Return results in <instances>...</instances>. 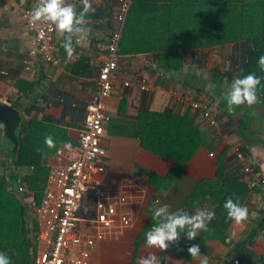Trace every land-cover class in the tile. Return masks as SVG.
I'll return each mask as SVG.
<instances>
[{"label": "crops", "instance_id": "obj_1", "mask_svg": "<svg viewBox=\"0 0 264 264\" xmlns=\"http://www.w3.org/2000/svg\"><path fill=\"white\" fill-rule=\"evenodd\" d=\"M36 2L0 0V98L3 99L0 104H11L21 112L22 121L16 129L19 144L20 139H23L33 147L41 148L43 163L49 174L52 166L66 165L71 159L72 150L79 145L86 106L94 92L99 69L107 58V45L116 24L119 0H92V10L86 16L89 33L87 41L76 47L71 59L61 47L63 37L56 31V62H46L40 54L34 57L29 54L34 36L20 14L21 8L29 6L33 9ZM191 3L192 0H166L154 8L159 7L161 13L168 9L176 14L181 13L182 9L186 10V5L192 6ZM81 8L82 5L77 2V11ZM191 19L189 14L182 22H177L169 15L165 22L153 19L146 22L144 19L140 25L176 27L190 24ZM236 43L228 42L223 48L184 49L185 66L181 70L159 61L160 55L168 54L170 57L169 54L174 50L120 52L118 69L113 78V94L104 101L105 109L112 119L102 139L108 156L100 160V163L109 166L105 172L97 174V179L118 200V210L132 214L134 220L129 227L109 231L106 238L93 248L90 264H138L140 257L149 251L155 252L163 264H200V259L204 258H207L208 264H220L222 257L235 258L232 244L225 242L223 236H231L237 242L255 229L261 217L260 211L264 209V189L261 196L253 191L247 193L245 186L239 185L241 192L248 194L244 195V199L239 196V202L249 209V219L240 225L230 221L225 234L221 229L215 230L209 225L211 230L204 232L207 237L201 243L204 249L200 248V259L187 257V247L180 243L178 247L170 246L166 252L145 247V233L155 223L152 219L155 208L167 204L170 211L184 209L192 214L194 206L195 209L205 208L209 204L210 188L212 194L214 186L217 189L212 197L213 206L224 200L228 192L235 191L230 185L226 186L217 180V172L222 167L219 161L221 155L233 157L236 146L245 142L264 173V121L260 122L263 126L261 129H257L256 125V120L264 119V105L259 99V103L252 107L241 106L229 113L226 102L221 99L217 103V98L222 97L232 81L228 77L219 81V77L208 70L220 64L221 72L232 71L237 74L241 58H235ZM82 59H85L87 67L84 73L75 74L76 64ZM142 77L148 79L151 90L140 88L139 79ZM125 82H130V85L125 86ZM187 93L211 96L212 107L228 125L223 134L214 135L209 126L201 125L200 129L210 139L207 138L195 149L188 162L178 166L173 158L144 148L138 132L146 119H152L149 118L151 112L158 117L168 107L180 114L186 113L188 109L194 111L183 105L178 98L180 94ZM22 123L27 127L26 130L21 127ZM196 123H199V119ZM236 128L242 132H236ZM246 134L250 139H246ZM48 135L56 142V148L49 149L45 145L44 140ZM64 144H71V149H64ZM12 149L13 142L6 137L4 124L0 122V172L8 171V174L12 172L18 175L9 184L24 186L26 190L22 192V197L25 205L30 207L32 201L42 200L45 189L39 199L35 198L26 182L29 168H16L13 164L19 146L15 156ZM27 196L31 198L29 202ZM26 211L29 212L28 209ZM96 214V199L89 195L84 200L81 212L80 229L83 233L97 228L88 221ZM31 224L34 222L31 221ZM247 247L264 257V233L249 241Z\"/></svg>", "mask_w": 264, "mask_h": 264}, {"label": "trees", "instance_id": "obj_2", "mask_svg": "<svg viewBox=\"0 0 264 264\" xmlns=\"http://www.w3.org/2000/svg\"><path fill=\"white\" fill-rule=\"evenodd\" d=\"M162 1L166 0L133 1L121 41L120 52L141 53L151 50H174L172 54H169L170 57H168V54H163L166 57L160 55L159 61L168 67L181 70L185 66L183 60L184 49L196 50L217 46L223 48L228 42L237 41L235 58H241L238 73L232 71L221 72L220 64L208 70L216 74L219 81L223 80L224 77H228L232 81L234 77L255 73L261 77L258 97L264 105V72L260 71L257 64L259 57L264 55V0H192V6L188 7L186 5V10L182 9L181 13L176 14L168 9L161 13L159 7L158 9L154 8ZM189 14L192 21L187 25L176 27L172 25H140L144 19L147 20L146 22L151 19L165 22L169 15L177 22H182ZM157 16H160V18ZM165 35H167V38L163 39L162 37ZM173 35L176 38L174 41L172 40ZM137 39L138 41H135ZM86 67L87 63H85V59H82L76 64L74 73L82 74ZM149 115L151 116L149 118L152 119H146L144 125L139 127L138 135L142 146L156 154L173 158L178 166L188 162L194 155L195 149L201 146L207 138L210 139L200 129L201 125L208 127L209 124L200 120L198 113L190 109L186 113L180 114V112H175V109L168 107L158 117L154 112ZM219 116L223 119L221 114ZM197 119H199L198 124L196 123ZM21 125L24 130L27 129L23 123ZM225 125L228 124L225 122ZM209 127L212 129V135L217 134L216 128ZM208 132L210 133L209 130ZM236 132L241 133L242 131L236 128ZM238 147L247 154H251L250 148L245 142L239 144ZM219 161L222 167L217 172V180L223 182L226 186L230 185L235 191L228 192L224 196V200L213 206L211 203L212 197L214 193H217V189L214 186L212 194L210 188L209 204L201 209H209L215 212V218L209 225L215 230L216 228L221 229L225 234L231 221L227 219V212L223 207L226 199L230 196L234 200L239 196L244 199V195L248 196L247 193L251 191L263 196L264 186L260 185L255 189L249 187V180L245 176L241 165L236 163L234 154L233 157L221 155ZM43 162L42 154L37 152L36 148L25 140L20 139L17 158L13 161V164L16 168H29L30 172L26 176V182L29 184V190L38 199L42 195L43 189H45L44 184L48 174ZM17 176L12 172L8 174V171L0 172V252L9 256L12 264H34V254L29 234L33 233L36 236V220L32 226H28L26 223V209L29 210V208L24 203L23 193H17L9 189V183L13 182V179ZM236 185L238 186L236 187ZM239 185L245 186L246 194L241 192ZM227 189L229 191V186ZM194 201L196 202L197 199L195 198ZM195 211L194 206L191 211L192 214ZM260 213L261 217H259L255 229L245 235L242 240L234 242L231 239L229 241L228 235L223 236L225 242L232 244V253L235 258L222 257L220 264H235V260L239 261L238 264H264V257L247 247L249 241L264 233V209ZM206 237L207 234L202 231L195 240L188 241L182 234L179 243L186 247L191 244H199L200 248L204 249L201 243ZM187 257L191 258L189 253Z\"/></svg>", "mask_w": 264, "mask_h": 264}, {"label": "built area", "instance_id": "obj_3", "mask_svg": "<svg viewBox=\"0 0 264 264\" xmlns=\"http://www.w3.org/2000/svg\"><path fill=\"white\" fill-rule=\"evenodd\" d=\"M132 3L133 0H119L116 24L107 45V58L99 69L94 92L86 106L77 149L72 150L66 165L51 167L42 200L39 203L32 201L37 227L32 242L34 264H90L93 248L106 238L109 231L129 227L133 223L132 214L119 211L118 200L97 179V174L107 170L105 164L100 163L108 156L102 139L112 119L104 101L113 94V78L118 69L120 45ZM31 11V7L21 8L26 27L34 36L29 54L33 57L40 54L46 62H56V30L50 25L33 27L29 22ZM129 85L130 82H125V86ZM139 86L142 90L152 89L146 77L139 79ZM178 98L183 105L197 112L200 120L216 128L217 134L224 133L225 121L212 107L211 96L187 93L180 94ZM2 100L0 98V102ZM234 159L243 168L251 189L264 186V173L252 154L236 146ZM9 189L20 193L26 190L24 186L12 184H9ZM89 195L96 199L97 214L88 221L97 228L83 233L80 229L81 212ZM238 263L235 260V264Z\"/></svg>", "mask_w": 264, "mask_h": 264}, {"label": "clouds", "instance_id": "obj_4", "mask_svg": "<svg viewBox=\"0 0 264 264\" xmlns=\"http://www.w3.org/2000/svg\"><path fill=\"white\" fill-rule=\"evenodd\" d=\"M77 2L82 5L77 11ZM92 0H37L30 13V24L33 27L50 25L63 37L61 47L67 57L71 59L77 46L87 41L88 29L86 27L87 14L92 10ZM261 72H264V55L257 61ZM261 85V77L255 73L234 77L227 91L217 103L223 99L226 102V110L229 113L241 106L252 107L259 103L258 87ZM45 145L49 149L56 148V142L51 135L45 137ZM71 144H64V149H71ZM37 152L42 151L37 146ZM227 212V219L234 221L236 225L243 224L249 219V209L230 196L223 204ZM215 218V212L209 209L197 208L194 214H189L184 209L170 211L169 205L163 204L155 208L152 219L155 221L145 233V247L166 252L170 246H179L182 234L188 241L195 240L202 231L208 232L210 222ZM229 236L228 240L231 241ZM187 252L196 260L200 259L201 249L199 244H191ZM0 264H12L11 259L5 253L0 252ZM138 264H163L155 252L149 251L147 255L140 257ZM200 264H208L207 258L200 259Z\"/></svg>", "mask_w": 264, "mask_h": 264}, {"label": "water", "instance_id": "obj_5", "mask_svg": "<svg viewBox=\"0 0 264 264\" xmlns=\"http://www.w3.org/2000/svg\"><path fill=\"white\" fill-rule=\"evenodd\" d=\"M21 121L22 114L17 108L7 103L0 104V122L4 124L6 137L13 142L14 156L19 146L16 129L20 126Z\"/></svg>", "mask_w": 264, "mask_h": 264}, {"label": "rangeland", "instance_id": "obj_6", "mask_svg": "<svg viewBox=\"0 0 264 264\" xmlns=\"http://www.w3.org/2000/svg\"><path fill=\"white\" fill-rule=\"evenodd\" d=\"M25 7H29V6H25ZM21 15V14H20ZM221 50L219 49V51H218V54L220 55L221 53ZM257 122H256V125H257V129H261L263 126L261 125V123L264 121V119H260V121L259 120H256ZM261 122V123H260ZM246 136H247V140L248 139H250V137H249V135L248 134H246ZM256 161V165L258 166V161L257 160H255ZM109 166V164H107V166L106 167H108ZM30 196H27L26 197V200L29 202L30 201ZM28 208H30L28 211L29 212H27V216H26V223L28 224V226H31L32 224H31V221H35L36 220V215L34 214V212H33V209H32V206H30V207H28ZM29 236H30V239H31V243H32V240L34 239V234L33 233H30L29 234ZM192 259V258H191ZM191 259H189V258H187V260L188 261H191ZM194 260V259H193ZM183 262H184V260H183Z\"/></svg>", "mask_w": 264, "mask_h": 264}]
</instances>
